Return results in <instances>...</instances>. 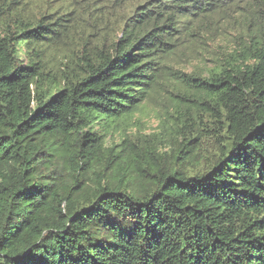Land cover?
Segmentation results:
<instances>
[{
	"label": "trees",
	"instance_id": "16d2710c",
	"mask_svg": "<svg viewBox=\"0 0 264 264\" xmlns=\"http://www.w3.org/2000/svg\"><path fill=\"white\" fill-rule=\"evenodd\" d=\"M168 75L174 162L108 146ZM0 264H264V0H0Z\"/></svg>",
	"mask_w": 264,
	"mask_h": 264
},
{
	"label": "rangeland",
	"instance_id": "374dc122",
	"mask_svg": "<svg viewBox=\"0 0 264 264\" xmlns=\"http://www.w3.org/2000/svg\"><path fill=\"white\" fill-rule=\"evenodd\" d=\"M227 32L230 35L220 37L219 43L228 45L229 49V45L237 33L233 28ZM214 49L221 50L217 45L214 47L209 44L193 46L175 57L172 64L176 69L187 74L211 68ZM160 83L157 92L152 94L151 98L138 111L132 114L129 119L116 125L111 135H109L110 132L107 133L109 136L105 141L108 146H111L128 139L125 151L134 154L137 158L136 161L142 163L152 159L154 163L158 161L161 166H164L165 163L168 166L174 162L176 151L186 144V141L183 140V132L184 130L188 131L189 126L187 129L185 128V120L188 119V125L191 123L188 113L193 112L196 98L194 91L182 85L174 75H168ZM180 107L184 108V111L180 110ZM202 142L204 146L200 156L204 160H206L205 157L210 159L213 153L211 149L213 141L205 139ZM184 157L185 155H181V158ZM202 158L195 157L185 163V169H188L191 174L202 172L209 163V160L201 161ZM134 167L135 163L132 165V168Z\"/></svg>",
	"mask_w": 264,
	"mask_h": 264
}]
</instances>
